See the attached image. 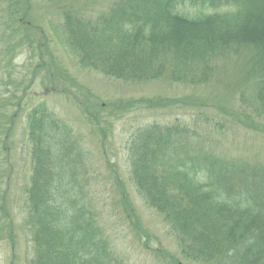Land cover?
I'll return each mask as SVG.
<instances>
[{"label":"trees","instance_id":"trees-1","mask_svg":"<svg viewBox=\"0 0 264 264\" xmlns=\"http://www.w3.org/2000/svg\"><path fill=\"white\" fill-rule=\"evenodd\" d=\"M32 1L0 0L5 2L0 71L5 68L8 79L0 84L14 85L15 92L21 74L17 57L30 55L28 69L35 78L50 67L45 55L54 62L49 37L60 40L31 16ZM43 7L44 15L61 19V44L83 68L129 83L168 77L197 92L211 89L206 98L199 94L173 102L178 109L192 106L189 119L152 122L130 134V176L184 258L200 264H264V162L238 158L226 148H239L238 132L264 135V0H44ZM37 48L44 55H36ZM229 70L237 75L230 83ZM5 90L0 92V241L7 233L12 239L14 232L7 210L14 168L3 189L2 151L10 148L26 99L17 93L6 99ZM162 100H131L125 107L172 103ZM26 132L29 158L18 190L30 236L28 264H126L97 224L98 199L86 190V154L72 128L37 104L26 114Z\"/></svg>","mask_w":264,"mask_h":264},{"label":"rangeland","instance_id":"rangeland-1","mask_svg":"<svg viewBox=\"0 0 264 264\" xmlns=\"http://www.w3.org/2000/svg\"><path fill=\"white\" fill-rule=\"evenodd\" d=\"M34 2L31 16L35 21L39 19L40 23L37 24L51 29L61 41L55 36L48 39L49 52L54 59V62H50L44 56L46 65L50 67L43 69L48 71H41L33 78L28 69L30 55L23 52L15 60L16 69L21 71L20 75L16 74L19 91L15 92L17 89L14 85L2 87L0 84V92L5 88L7 90L6 99H11L15 93L16 97L26 98L19 106L16 125L8 142L10 148L5 153L2 151L5 160L2 188L9 184L7 210L14 217V232L12 239L7 233L0 241V264H28L32 254L28 243L30 236L23 226L22 192L20 190L19 193L18 189L29 158L26 114L37 104H43L55 113L72 128L74 137L81 140V150L86 154V172L82 177L90 182L86 189L90 190L89 195L98 199L94 205L97 224L103 229L104 239L114 253L126 264H200L180 254L175 236L162 218L138 196L135 182L130 176L126 147L130 134L139 127L152 122L164 125L176 118L189 119L194 111L192 106L178 109L173 102L192 96L198 98L199 94L206 98L211 89L201 88L197 92L195 88L170 83L168 77L141 84L129 83L83 68L70 49L61 44L63 40L58 34L61 19L57 15H44V0ZM0 6L4 7L5 2H1ZM185 13L191 15L192 10L188 8ZM42 52L44 55V49L35 50L36 55ZM234 71H228L227 82L230 83L231 75L237 76ZM52 75L58 80L49 81ZM0 80L4 84L8 82L5 68L0 71ZM131 100L135 103L147 100L172 103L164 108H152L150 105L140 108L136 104L129 110L130 107L125 106ZM205 112L208 111L204 110L203 114ZM229 136L228 139L234 138L233 135ZM247 136L250 140L243 142ZM237 144L239 148L231 145H226V148L238 158L251 160L258 157L260 162H264V135L238 132ZM11 166L14 171L10 177ZM9 177V183L5 184Z\"/></svg>","mask_w":264,"mask_h":264}]
</instances>
